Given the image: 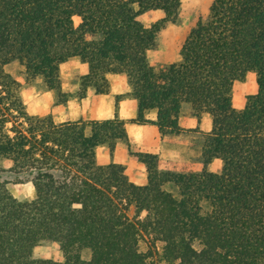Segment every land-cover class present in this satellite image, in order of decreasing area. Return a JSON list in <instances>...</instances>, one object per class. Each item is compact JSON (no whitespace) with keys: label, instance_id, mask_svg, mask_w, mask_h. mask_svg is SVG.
<instances>
[{"label":"trees","instance_id":"obj_1","mask_svg":"<svg viewBox=\"0 0 264 264\" xmlns=\"http://www.w3.org/2000/svg\"><path fill=\"white\" fill-rule=\"evenodd\" d=\"M182 4L0 0V264H264V0H213L180 59L156 67L149 53ZM155 10L164 16L147 26L143 15ZM76 57L88 65L80 98L90 90L109 94V76L125 75L138 104L132 122L156 126L162 138L182 132L187 106L199 122L209 115L202 169H163L159 155L130 144L146 168L144 184L123 164H100L99 147L113 153L129 139L118 113L122 96L106 120L30 115L7 67L18 63L28 81L42 79L59 93L61 66ZM250 73L258 90L239 109L235 84ZM15 112L25 120L16 124ZM215 160L219 171L209 169ZM11 182H30L33 197H17ZM145 235L152 238L147 251ZM44 243H57L62 259L36 257Z\"/></svg>","mask_w":264,"mask_h":264},{"label":"rangeland","instance_id":"obj_2","mask_svg":"<svg viewBox=\"0 0 264 264\" xmlns=\"http://www.w3.org/2000/svg\"><path fill=\"white\" fill-rule=\"evenodd\" d=\"M213 0H183L182 9L178 20L169 24L159 35L156 46L150 51V59L156 67L176 62L180 59L182 44L199 19H205L209 13V7ZM164 16L160 10L149 11L143 15V21L147 26ZM78 25L81 22L79 17L74 18ZM86 64L79 58H72L61 66L62 90L59 93L49 90L42 79L28 81L22 67L18 63H12L7 67L10 73L20 84L19 93L24 103L26 111L30 115L45 117L51 116L56 123L67 121H93L106 120L113 107L110 108V97L107 95H97L90 90L85 98H80L78 93L79 80L86 72ZM111 90L116 92L115 101L118 96L126 99L129 96L127 90V80L122 76H110ZM257 90V82L253 74L245 80L236 83L234 88L235 106L238 107L250 94ZM110 94V93H109ZM131 98V97H130ZM120 100V101H121ZM115 103V102H113ZM112 103V104H113ZM120 103V102H119ZM115 111V110H114ZM192 115L190 107H185L183 111L184 119L181 127L182 132L177 135H170L164 138L161 135L154 136L150 131L147 135L140 129H132L136 124L128 120L130 126L129 139L119 141L113 153L109 147L101 146L97 149L98 162L108 164L116 162L123 164L129 178L137 183L144 184L147 180V172L143 163L131 155L129 144L133 151L151 152L159 155L160 166L169 170H201L203 162L201 159L202 134L209 129V121L201 120L198 125H190L188 118ZM11 120L21 122L17 112L11 115ZM152 125V124H148ZM11 126V124H10ZM211 127V120H210ZM9 163H6L8 166ZM209 169L219 171L221 162L215 160L210 164ZM4 178L12 176L3 175ZM12 192L21 199L32 198L34 187L30 182L10 183ZM134 215V209L129 212ZM152 244L150 236L141 238V249L147 251ZM156 251L160 252V244L156 246ZM36 257L62 259L63 255L57 243H44L35 250Z\"/></svg>","mask_w":264,"mask_h":264},{"label":"crops","instance_id":"obj_3","mask_svg":"<svg viewBox=\"0 0 264 264\" xmlns=\"http://www.w3.org/2000/svg\"><path fill=\"white\" fill-rule=\"evenodd\" d=\"M85 64V63H84ZM86 72L85 73H87V71H88V65L86 64ZM251 74H253L254 76H255V79H256V75H255V73H250L249 75H251ZM114 75H116V76H122V77H124V79H126L127 80V77L125 76V75H122V74H112V75H110V76H114ZM248 75V76H249ZM109 76V77H110ZM247 76V77H248ZM239 82V81H238ZM237 83V82H236ZM127 85H128V82H127ZM235 86H236V84H235ZM127 90H130V88H129V85L127 86ZM257 90H258V86H257ZM257 90L256 91H254L255 93L257 92ZM116 94V92L114 93V91H113V89H112V91L110 92V94H106L108 97H110L109 99V101H110V108L111 107H113V112H111L110 114H109V116H108V118H112V117H114L115 116V112H116V101H115V95ZM100 96H103V95H100ZM246 100L247 99H245L244 100V102H242L237 108H239V109H241V108H243L244 106H245V104H246ZM113 102H115V103H113ZM113 103V104H112ZM234 105H235V99H234ZM187 107H189V106H187ZM185 109V108H184ZM191 109V108H190ZM115 110V111H114ZM184 111V110H183ZM192 111V110H191ZM118 113H119V116L120 117H122V118H124V119H126V120H132V119H134V118H136L137 117V113H138V104H137V101L135 100V99H133V98H130V97H128V98H126V99H123V100H121L120 101V103L118 104ZM147 117L150 119V120H155L156 119V117H157V112L155 111V110H153V111H151V112H149L148 114H147ZM107 118V119H108ZM205 119H207L208 121H209V129H210V116L209 115H204V117L202 118V120H205ZM183 120H185L184 119V116H183V112H182V115H181V119H180V122H181V124H182V121ZM188 120H190V125H198L199 124V121H198V119L194 116V114H193V112H192V115L188 118ZM132 129H134V127H136V129H140L141 131H143V133L145 134V135H147V132L148 131H150L154 136H156V135H159L160 136V133H159V131H158V129H157V127L156 126H154V125H140V124H134V125H132ZM208 129V130H209ZM127 130H128V133H130V126H129V123H127ZM207 130V131H208Z\"/></svg>","mask_w":264,"mask_h":264}]
</instances>
